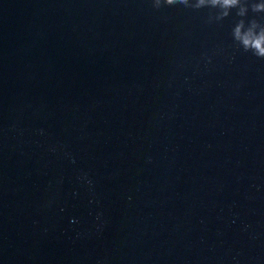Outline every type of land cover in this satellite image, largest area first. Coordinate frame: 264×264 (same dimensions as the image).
Listing matches in <instances>:
<instances>
[{"label": "water", "instance_id": "95a60500", "mask_svg": "<svg viewBox=\"0 0 264 264\" xmlns=\"http://www.w3.org/2000/svg\"><path fill=\"white\" fill-rule=\"evenodd\" d=\"M217 11L0 0V264H264V59Z\"/></svg>", "mask_w": 264, "mask_h": 264}, {"label": "clouds", "instance_id": "9594fccd", "mask_svg": "<svg viewBox=\"0 0 264 264\" xmlns=\"http://www.w3.org/2000/svg\"><path fill=\"white\" fill-rule=\"evenodd\" d=\"M182 5L193 9L204 7L217 9L215 16H209L208 21L223 20L228 17L231 10H236L240 19L232 28V39L238 42L239 47L245 52H251L258 59H264V23L255 18L245 22L249 10L253 13H264V2H249V0H152L153 8L159 9L162 6Z\"/></svg>", "mask_w": 264, "mask_h": 264}]
</instances>
